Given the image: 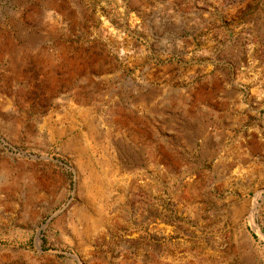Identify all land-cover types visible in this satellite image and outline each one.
I'll use <instances>...</instances> for the list:
<instances>
[{
    "label": "rangeland",
    "instance_id": "obj_1",
    "mask_svg": "<svg viewBox=\"0 0 264 264\" xmlns=\"http://www.w3.org/2000/svg\"><path fill=\"white\" fill-rule=\"evenodd\" d=\"M0 264H264V0H0Z\"/></svg>",
    "mask_w": 264,
    "mask_h": 264
}]
</instances>
